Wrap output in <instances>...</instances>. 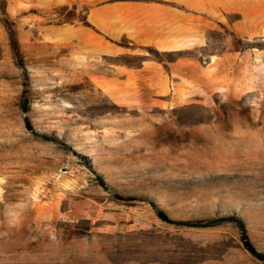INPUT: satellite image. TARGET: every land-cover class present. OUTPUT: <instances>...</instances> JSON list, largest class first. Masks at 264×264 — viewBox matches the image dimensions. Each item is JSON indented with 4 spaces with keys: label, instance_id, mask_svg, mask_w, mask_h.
Wrapping results in <instances>:
<instances>
[{
    "label": "rangeland",
    "instance_id": "1",
    "mask_svg": "<svg viewBox=\"0 0 264 264\" xmlns=\"http://www.w3.org/2000/svg\"><path fill=\"white\" fill-rule=\"evenodd\" d=\"M146 200L264 252V0H0V264H264Z\"/></svg>",
    "mask_w": 264,
    "mask_h": 264
},
{
    "label": "trees",
    "instance_id": "2",
    "mask_svg": "<svg viewBox=\"0 0 264 264\" xmlns=\"http://www.w3.org/2000/svg\"><path fill=\"white\" fill-rule=\"evenodd\" d=\"M11 47H12V50L14 53L18 52V45H17V42L14 39V37L12 38ZM22 111L23 112L28 111V105L26 103L22 106ZM26 126L30 127L28 122H26ZM29 129H31V128H29ZM146 201L149 204V206L153 209L156 216L161 221H163L167 224L181 225V226H185V227H211V226L219 225L222 222L232 223L233 225L236 226V228L240 232V237H241L244 249H246L256 259H258L260 261H264V252L258 251L252 245V243L249 241L245 222L239 216L229 215L227 217L219 218L217 220H206L207 222H204V220H199V219H197V220H186V221L174 220L171 217H169L163 209L159 208L157 206V204H155L154 202H152L150 200H146Z\"/></svg>",
    "mask_w": 264,
    "mask_h": 264
},
{
    "label": "crops",
    "instance_id": "3",
    "mask_svg": "<svg viewBox=\"0 0 264 264\" xmlns=\"http://www.w3.org/2000/svg\"><path fill=\"white\" fill-rule=\"evenodd\" d=\"M156 28V27H155ZM147 31V30H146Z\"/></svg>",
    "mask_w": 264,
    "mask_h": 264
}]
</instances>
